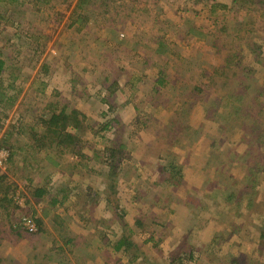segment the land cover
Instances as JSON below:
<instances>
[{
    "label": "rangeland",
    "instance_id": "374dc122",
    "mask_svg": "<svg viewBox=\"0 0 264 264\" xmlns=\"http://www.w3.org/2000/svg\"><path fill=\"white\" fill-rule=\"evenodd\" d=\"M227 18L237 36L222 33ZM2 60L1 91L17 97L0 101V206L14 197L49 233L4 240L0 255L18 261L5 264H264V0H0ZM207 67L212 78H200ZM235 81L261 95L239 114L227 102ZM65 104L84 127H68L73 142L42 138L35 121L41 140L15 131L27 106ZM56 216L97 249L71 245L57 262ZM122 237L125 256L113 250Z\"/></svg>",
    "mask_w": 264,
    "mask_h": 264
},
{
    "label": "trees",
    "instance_id": "16d2710c",
    "mask_svg": "<svg viewBox=\"0 0 264 264\" xmlns=\"http://www.w3.org/2000/svg\"><path fill=\"white\" fill-rule=\"evenodd\" d=\"M36 1H37V3H43V4L49 2V0H36ZM82 2H84V0H81V3ZM227 10H229V9L227 8ZM18 14H19V12H18ZM232 21H231V18H229V19L227 18L225 20V23L221 27V31H222L223 34H225L227 36H237L239 31H238V28L236 27L235 22H232ZM228 22L229 23L231 22V23L229 24ZM231 24H232L233 27L231 26ZM230 29H232V31ZM224 32H226V33H224ZM192 33L194 34V36H197V37L199 35H200V37L202 36V33H200V31L198 32V31H196L194 29L192 30ZM187 34L190 35L188 32H187ZM187 34H186V36H187ZM162 46H167V41H164V42L162 41V42H160L158 44V47L161 48ZM202 60H204V62H206V64L208 63L207 60H205V59H202ZM232 63H233V61H230L229 63L227 61L226 63H224L222 69H220V68L219 69H215L214 73H216V75H217L225 67H230L231 68L230 64H232ZM6 65H7V61H4V60L0 61V101L1 102H5V103L7 102V104L11 103L10 106H13L14 101H15L14 98H16L17 96H15V95L12 96V95L3 93L1 91V89H2L1 76H2L3 71H5V69H6ZM47 68H48L47 66L41 65V70L42 71L44 70L45 73H47V70H46ZM251 69H252V67H250V65L242 66V70L240 72L243 74L242 77L244 79H246L249 76L251 79L256 80L252 76L253 72L251 71ZM208 70H209V67L203 69V74L200 76V78H203L204 76H205V79L212 78V75L208 74ZM162 82H163V79L160 78V80H158L155 83V87L154 88H156L159 85H161ZM199 85H200V82H199ZM230 88H231L232 91H234V93L238 94L239 97H237V96L236 97L229 96L228 100H227V102L230 103L229 106L226 104L227 102L224 103V104H221V105L218 104L215 107L216 109H213L214 111H218L219 107H225L226 108V106H228V108L230 110H231V108L235 109L234 110L235 113L239 114V109L240 108L236 107L237 103L241 106L242 101L248 99L251 103L255 102L254 104H256V101L259 100V96L261 97L260 94L255 92V88H254V90H252L249 87H244L243 85H240L239 81H235L233 83L232 87H230ZM197 89L200 90V88H197ZM231 90L229 89L230 92H231ZM6 95H7V97H6ZM4 97H5V101H4ZM106 100L110 101L109 98H106ZM69 108H70L69 104H65L61 108L53 107L52 109H50V112H46V111L42 110L41 113L36 114L35 113L36 108L27 106L25 108V112L20 114L21 115L20 116L21 119L18 121L19 124H16L17 126L14 129H15V131L17 132V134L19 136L24 134L26 129H27L26 134H28L29 138L32 139L33 141H38V140H41L42 138L45 139L47 137V135H49L51 137H54L55 140H57L58 144L63 142L64 145H65L69 141L73 142L74 135L71 132L67 131L68 127L71 126L73 128V130H74V128H76L77 130H80V129H83L84 127H83L82 120L79 119L80 113L78 111H76V110H71V112H69ZM231 112H232V110H231ZM210 116H212L210 120H213L212 122H214L212 124V126H210V127L213 130H216V131L219 129V131L221 133L223 131V129L221 127L223 121L220 119V121H222V122H220V124H218V117L220 118V116H218L216 114V118H215V113L210 115ZM26 117H27V120L24 119ZM29 119H30V121H28ZM231 120L233 121V119H231V118L227 119L226 121H231ZM249 120L252 121V122L254 121V119H251L250 117H249ZM34 121L38 125H40V127L44 126L43 129H45V135L42 136V138H40L41 135L38 132H36V127H31L32 124L34 123ZM107 127H109V126H106L105 128H107ZM258 132L260 134V130L259 129H258ZM27 142L30 143L29 140H26V142L24 143V146H22V147L19 146L18 147L19 150L23 149L25 152L27 150H29L31 148V145H29ZM3 144L4 143L2 142V144H0V146L1 147H5V146H3ZM8 151H9V154H10L8 160L12 163V162H14L13 159H14L15 155L9 149H8ZM76 153L80 157L84 156L83 153H82V150L79 151V152H76ZM113 154H115V153H113ZM80 160L83 162L82 158ZM257 162H254V164H252V165H256ZM112 166H113V164L111 163L110 167H112ZM79 167H80L79 163H76L75 167H73L72 170L73 171H75V170L80 171ZM82 167H88V165L85 164ZM253 168H256V166L253 167ZM249 170H250V168H249ZM15 187H17V186L15 185ZM109 187L111 189L113 188L112 185H110ZM73 189L75 190V188H73ZM73 189H71V190H73ZM87 189H89V191L94 192L93 189H91L89 187ZM7 192L8 191H6L4 193H7ZM44 193H45L44 190H40V191H37L35 196H37L40 199V198L43 197ZM100 194L101 193L96 192L95 195H94V198H97V196H100ZM83 195L85 196V198L88 197L86 204L83 205L84 207L85 206L89 207L90 206L89 204L92 203L93 200H96V199H93L91 197V192L88 193L87 191H85V193H83ZM107 195H109V194H107ZM14 196H16V195H14ZM112 196H114V192L112 193ZM65 199H66V197L63 200H65ZM1 201H4L5 204H4V206H0V208L2 209V212L0 213V227H1L0 229L2 230V234H3V236L0 235V246H1V244H2V242L4 240H10L12 242V247L16 248L18 240H21L24 237L26 238V236H28V235L36 234L38 231L42 235H44L43 233L49 235V233L46 230L43 229V222L40 220L38 212L36 214H35V211H30L29 212V210L31 208L28 209L26 205H25L26 207L21 206L19 201L16 204L15 201H14V197H12V196L9 197V200L7 199V197H4L3 200H1ZM107 201L109 202V199ZM110 201L114 203L113 200H110ZM26 203L30 204V202L28 200L26 201ZM37 203H38V201H37ZM114 210L117 211V209H114ZM17 211H19L18 214H20L21 216L16 214ZM20 211L22 213H20ZM77 214L81 218L80 220H81L82 223H83V221L84 222L88 221L87 219H83V216H84L83 213L78 212ZM58 219H62L61 216H56L55 227H54V230L56 231V234L58 236V240L53 239L54 241H52L53 245H56V244L58 245L56 247V248H58V250L57 251L54 250L53 252H51V249H50V251H48L54 257L58 258L59 261H57L56 259H55V261H57V262H65V260H64V255L65 254H62V253H64V249H69V246H71V245H75L76 247L80 248L81 251H83V248H88L90 250L97 249V248H95L96 247L95 245L93 246L91 244L92 241H93L92 239H91L92 241H91L90 244H89V242L87 244L85 243L86 240L89 239L88 236H86V240L85 241L83 239L85 245L82 246V244H80V243H81V240H82L83 237L78 235L81 232H79V233L76 232V234L77 233L78 234L73 239V237L69 234L68 229L65 226H63L60 222H58ZM136 224L140 225L142 223L139 222V221H136ZM94 225L95 224H92L93 228H94ZM85 227L89 228V226L87 224H85ZM99 228H100V226L95 225V231L97 229H99ZM30 238L32 239V237H30ZM77 241H78L79 245H78ZM132 246H133L132 241L128 240L125 237H122L121 239H119L117 242L114 243L113 250L115 252H117V253H120L123 250V252H124L123 255L125 256L126 255L125 252L128 253L127 251L131 250ZM33 250H35V245L33 246ZM93 253L94 254L91 253L92 255H90V256L87 255V254L86 255L89 258H91V260L95 261L96 260L95 251H93ZM11 259H14V258H13V256H10V254H7V255L5 254L3 256L0 255V264L18 263V261H14V260H11ZM28 260H29V258H28Z\"/></svg>",
    "mask_w": 264,
    "mask_h": 264
},
{
    "label": "built area",
    "instance_id": "2783aa9c",
    "mask_svg": "<svg viewBox=\"0 0 264 264\" xmlns=\"http://www.w3.org/2000/svg\"><path fill=\"white\" fill-rule=\"evenodd\" d=\"M7 153V152H6ZM7 156H8V154H7Z\"/></svg>",
    "mask_w": 264,
    "mask_h": 264
}]
</instances>
